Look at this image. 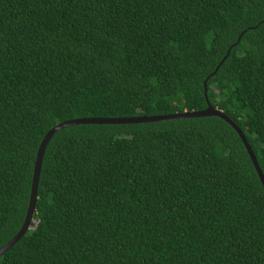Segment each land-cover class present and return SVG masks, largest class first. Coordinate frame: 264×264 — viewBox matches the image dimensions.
Returning <instances> with one entry per match:
<instances>
[{
  "label": "trees",
  "instance_id": "obj_1",
  "mask_svg": "<svg viewBox=\"0 0 264 264\" xmlns=\"http://www.w3.org/2000/svg\"><path fill=\"white\" fill-rule=\"evenodd\" d=\"M206 80L264 175V0H0V249L52 128L204 111ZM0 264H264V188L218 117L72 126Z\"/></svg>",
  "mask_w": 264,
  "mask_h": 264
},
{
  "label": "water",
  "instance_id": "obj_2",
  "mask_svg": "<svg viewBox=\"0 0 264 264\" xmlns=\"http://www.w3.org/2000/svg\"><path fill=\"white\" fill-rule=\"evenodd\" d=\"M241 38V37H240ZM240 38L238 40V43L240 42ZM230 55V50L228 51L227 55L224 57V59L221 61V63L216 68L215 72L210 76H214L216 72L219 70V68L223 65L225 60ZM208 78V80L210 79ZM205 81V95L208 107L204 111H193V112H185L182 114H173L168 116H142V117H132V118H79L75 120H70L63 122L61 124H58L54 128H52L46 136L43 138L42 142L40 143L35 164H34V174H33V180H32V186H31V194H30V200L28 205V210L26 212L24 223L18 232V234L12 238L5 246H3L0 249V257H2L10 248H12L21 238L28 232V230L31 227V223L34 219V215L36 212V205L38 200V185H39V179H40V173L42 168V163L44 159V155L47 149V146L53 136L58 133L61 130H64L66 128L72 127V126H78V125H128V124H143V123H157V122H167V121H176V120H183V119H194V118H207V117H218L227 122L239 135L240 139L242 140L244 146L246 147V150L252 160V163L257 171V174L259 176V179L263 185L264 188V175L260 169V166L257 162V159L253 153V150L248 143V140L242 131V129L232 120L230 119L224 112L218 110L217 108L213 107L211 103L208 100L207 97V81Z\"/></svg>",
  "mask_w": 264,
  "mask_h": 264
}]
</instances>
